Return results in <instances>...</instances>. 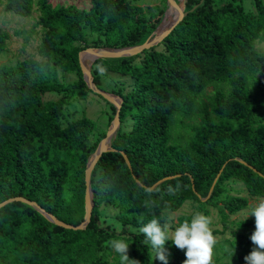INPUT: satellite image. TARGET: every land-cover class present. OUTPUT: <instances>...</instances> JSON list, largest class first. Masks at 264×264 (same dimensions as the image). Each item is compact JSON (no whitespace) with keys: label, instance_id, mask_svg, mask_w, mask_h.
Returning a JSON list of instances; mask_svg holds the SVG:
<instances>
[{"label":"trees","instance_id":"1","mask_svg":"<svg viewBox=\"0 0 264 264\" xmlns=\"http://www.w3.org/2000/svg\"><path fill=\"white\" fill-rule=\"evenodd\" d=\"M185 1V14L161 41L134 55L99 58L91 67L100 90L99 67L121 77L114 91L121 98L119 128L91 172L90 220L75 230L30 203L73 226L85 215L84 176L98 126L85 96L67 95L82 88L103 98L87 86L79 54L90 34L99 37L95 47L142 44L158 19L147 26L143 8L131 0H0L21 17L37 12L30 29L15 32L25 44L40 31L38 58L0 66V202H29L0 208V264H120L113 239L131 242L128 255L140 264H155L145 237L127 226L139 230L153 215L168 223V211L186 201L194 210L178 217V225L196 212L207 215L230 180L264 198V53L256 48L264 43V0L254 11L237 5L243 0ZM8 37L0 26V51ZM59 72L77 81L63 85ZM170 185H179L175 194L168 193ZM103 204L117 210L121 231L99 225ZM247 206L245 196H225L222 222ZM237 227L245 232H234L232 246L250 252L254 216ZM165 247L168 264H183V250L171 241Z\"/></svg>","mask_w":264,"mask_h":264},{"label":"rangeland","instance_id":"2","mask_svg":"<svg viewBox=\"0 0 264 264\" xmlns=\"http://www.w3.org/2000/svg\"><path fill=\"white\" fill-rule=\"evenodd\" d=\"M55 2H62L68 3L69 1H76V0H54ZM133 3L141 6L143 8L144 14L146 16L147 22L146 25H150V23L154 20H157V26H159L163 21L168 20L169 26L171 23L174 22L177 16L174 15V9L171 16L167 19L166 12H168V0H131ZM257 0H243L242 3L237 4L241 6L244 11H254L256 6ZM186 2L185 0H174V7H181L182 3ZM264 2V1H263ZM83 6H87V3L82 1ZM3 2H0V26L8 33L9 37L6 41V47L3 51H0V66L1 65H13L16 61L27 58L33 57L38 58L37 48L40 40V31L39 27L37 28L38 33L32 35L28 43H24V39L21 36L15 34L17 30H28L30 29L36 19H37V12L33 11L27 17H21L15 15L10 12H6L3 8ZM168 23V22H166ZM156 26V27H157ZM151 33L149 34L147 39H152L154 36L157 35L156 28H151ZM89 29H85L86 35L90 34L88 31ZM98 36L90 34L86 38V45L87 47L82 50L81 61L83 65L90 71L93 63L98 60L99 58H95L90 60L89 58L91 52L86 51L88 48H95V49H106L107 47H95L91 44L99 43ZM256 48L259 52L264 53V43L263 42H256ZM103 69V71H101ZM109 72V71H108ZM103 67L98 68L99 78L101 83L105 87L102 91L106 94H110L115 96L114 91L118 88L119 82L121 81V77L118 75L109 74ZM112 73V72H110ZM59 79L61 84L67 85L69 83H73L77 81V77L74 74L70 73H62L59 72ZM127 82L124 81V85ZM211 90V87L208 88V91ZM85 96V104L88 107V115L94 119L97 123V130L95 131L94 140H98L99 142L104 138L101 137V133L106 134L110 127V123H108V118L112 115L114 116L113 109L116 108L118 99H100L96 96L91 95L90 93L86 92L82 88H78L74 91L71 95H67L68 98H78L80 96ZM124 128L130 126V120H127V124L121 125ZM90 138V139H91ZM92 142V140H91ZM98 142V143H99ZM227 195H242L248 198V206L232 215H229L226 219V222H222L221 220V206H222V199ZM264 198H258L250 196L239 181L237 180H230L224 185L221 186L220 190L218 191L216 197L214 198L215 203L207 205L208 214L206 216H210L212 219L211 228L213 229V234L216 237L218 243L214 247L212 264H246L244 257L249 253L243 248H234L232 246V240L234 237V232H245V230L238 229L237 224L239 221L244 220L246 216H248L260 200ZM194 204L191 201H186L181 208L176 211H168V219L171 228L170 232H173L176 227L179 225L177 224V219L180 216L190 215L194 210ZM117 210L108 204H103L100 207V215H99V225L103 227H107L111 230L116 232L121 231L124 226L118 221L117 219ZM250 218V215L246 218ZM237 228V229H236ZM128 230L131 231H139L132 226H127ZM234 248V253L231 256L232 249ZM154 252L151 251V257H153ZM155 264H162L161 261L158 259L153 258Z\"/></svg>","mask_w":264,"mask_h":264},{"label":"clouds","instance_id":"3","mask_svg":"<svg viewBox=\"0 0 264 264\" xmlns=\"http://www.w3.org/2000/svg\"><path fill=\"white\" fill-rule=\"evenodd\" d=\"M178 188L179 185L176 188L170 185L168 193L175 194ZM249 215L255 218V228L250 235L253 247L244 260L246 264H264V199L252 208ZM211 224L210 216L196 212L190 221L184 220L173 232H170V223H162L160 217L153 215L148 223L139 227V232L145 237L144 243L153 249L152 259H158L162 264H168L170 253L165 247L168 241L184 251L186 258L183 264H212L214 247L218 241L213 234ZM109 243L113 250L119 254L120 264H140L139 260L130 258L128 255L131 242L124 239H113ZM233 253L234 248L231 256Z\"/></svg>","mask_w":264,"mask_h":264},{"label":"water","instance_id":"4","mask_svg":"<svg viewBox=\"0 0 264 264\" xmlns=\"http://www.w3.org/2000/svg\"><path fill=\"white\" fill-rule=\"evenodd\" d=\"M171 8H174V0H168V10ZM184 8H185V2L182 3L181 10L178 12V16L176 17V19L174 20L173 23H171L169 26L166 27L163 25L164 22H162L159 26L156 27L155 32H158L157 35L154 36L152 39H147L142 44L123 47V48H106V49L88 48V49H86V51H89V52H91L92 55H94L91 60H93L95 58L116 59V58H120V57L134 55V54L140 52L142 49L148 48V47L158 43L159 41H161L165 37V35L176 25V23L179 21V19L185 14ZM81 54H82V51L79 54V63H80V67H81V70L83 73V78H84L87 86L92 91L101 95L105 99H109V100L113 99V98L118 99V102H117V105L115 108V110H116L115 115H114V118L110 124V127H109L108 131L106 132L105 137L98 143L94 153L89 157L88 162H87V168L85 170V176H84L85 183H86V190H85V196H84L85 215H84L83 221L76 226L63 223L62 221L57 220L51 214L45 212L43 209L39 208L34 202L30 203V204H32V206L37 208L45 217L52 220L57 225L63 226L65 228L75 229V230L84 229L90 220V212H91V208L93 206L92 191H91V187H90L91 172H92V169L94 168L97 160L100 158V156L104 152L110 150L111 141L115 137L116 132L119 128V108H120V104H121V98L119 96H117V95L112 96L110 94H106L102 90L98 89L95 86L94 82L91 79L90 71L83 65V63L81 61V56H82ZM163 180L164 179L155 183L153 185V187H155L158 183H160ZM214 182H215V180H214ZM214 182H213V184H214ZM211 190H212V187L210 188L208 196L210 195ZM14 200H20V201H23L25 203H29L27 200L20 198V197L10 198V199H7V200L0 202V208L5 206L9 202L14 201Z\"/></svg>","mask_w":264,"mask_h":264},{"label":"bare ground","instance_id":"5","mask_svg":"<svg viewBox=\"0 0 264 264\" xmlns=\"http://www.w3.org/2000/svg\"><path fill=\"white\" fill-rule=\"evenodd\" d=\"M174 8H175V9H174ZM174 8H171V9L168 10V12H166V16H165L166 18H167V17L169 18V17L171 16V14H172V12H173V9H174V15H175V16H178V12L181 10V7H179V8H178V7H174ZM168 18H167V19H168ZM169 19H170V18H169ZM169 19L163 21V22H164V23H163L164 26H166L167 24H169ZM166 22H168V23H166ZM159 31H160V30H159ZM156 33H158V32H156ZM93 56H94V55L90 54L89 58L92 59ZM91 59H90V60H91Z\"/></svg>","mask_w":264,"mask_h":264}]
</instances>
